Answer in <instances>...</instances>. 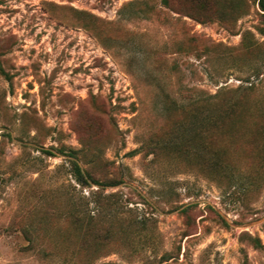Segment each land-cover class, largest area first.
<instances>
[{
    "label": "rangeland",
    "instance_id": "374dc122",
    "mask_svg": "<svg viewBox=\"0 0 264 264\" xmlns=\"http://www.w3.org/2000/svg\"><path fill=\"white\" fill-rule=\"evenodd\" d=\"M262 13L0 0V264H264Z\"/></svg>",
    "mask_w": 264,
    "mask_h": 264
},
{
    "label": "trees",
    "instance_id": "16d2710c",
    "mask_svg": "<svg viewBox=\"0 0 264 264\" xmlns=\"http://www.w3.org/2000/svg\"><path fill=\"white\" fill-rule=\"evenodd\" d=\"M197 1V0H194ZM259 9L261 11H264V0H257ZM201 6H204V2H199ZM196 5L198 8L197 10L200 9V5ZM196 9V8H195ZM264 17V13L261 14ZM3 71V70H1ZM38 150H40L43 153H46L48 155H54V153L49 150L40 147ZM62 153H65L66 155L69 156L68 162L70 163V172L73 176V178L77 181L78 184L83 185V186H91L92 184H99V185H108L109 182H104L101 180L96 179L89 171L84 170L81 165L79 164V161L73 151L65 152L64 150H61ZM219 164L218 161L213 160L212 163L209 165V171L210 172H217L219 169ZM80 218V216H78ZM84 217V216H83ZM254 245L257 247H261V243L259 238H251Z\"/></svg>",
    "mask_w": 264,
    "mask_h": 264
},
{
    "label": "water",
    "instance_id": "95a60500",
    "mask_svg": "<svg viewBox=\"0 0 264 264\" xmlns=\"http://www.w3.org/2000/svg\"><path fill=\"white\" fill-rule=\"evenodd\" d=\"M192 203H195V202H189V203H187V204L181 206L180 209H182V208H184L185 206H187V205H189V204H192ZM252 223H253V222H248L246 225H249V224H252Z\"/></svg>",
    "mask_w": 264,
    "mask_h": 264
}]
</instances>
